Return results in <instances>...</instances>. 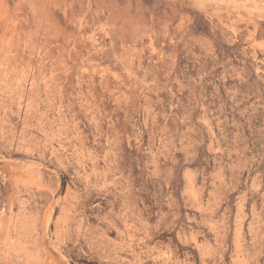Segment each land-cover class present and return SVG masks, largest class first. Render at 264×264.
Segmentation results:
<instances>
[{"label":"rangeland","instance_id":"obj_1","mask_svg":"<svg viewBox=\"0 0 264 264\" xmlns=\"http://www.w3.org/2000/svg\"><path fill=\"white\" fill-rule=\"evenodd\" d=\"M0 264H264V0H0Z\"/></svg>","mask_w":264,"mask_h":264}]
</instances>
